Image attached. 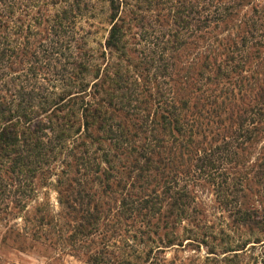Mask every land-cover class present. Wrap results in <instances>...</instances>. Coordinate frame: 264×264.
<instances>
[{"label": "rangeland", "instance_id": "rangeland-1", "mask_svg": "<svg viewBox=\"0 0 264 264\" xmlns=\"http://www.w3.org/2000/svg\"><path fill=\"white\" fill-rule=\"evenodd\" d=\"M117 1L119 16L130 25L126 57L138 66L139 81L152 89L159 83L165 90L171 78L166 77L164 65L173 62L175 90L187 98L189 107L197 103L202 90L208 91L197 89V73L201 66L222 59L218 42L238 43L245 29L238 28L239 21L251 16L252 7L264 8V0H249L251 4L236 11L230 21L215 30L210 25L207 33L196 29L192 14L189 31L180 34L183 47L171 53L165 50L172 46L165 43V35L180 31L173 25L175 12H183L184 19V11L199 9L201 0ZM19 2L20 10L10 20L23 23L20 43L25 37L36 46L47 37V26L37 24V13L46 17L65 11L84 50L95 56L105 51L110 0H57L55 8H51L55 0ZM260 30L235 58L231 85L222 84L235 95L221 117L223 126L210 125L203 138L195 137L199 152L194 148V155L178 151L175 156L165 155L174 160L142 176L130 169L131 157L113 159L111 172L99 160L100 173L87 177L78 175L70 157L62 153L28 187L8 190L11 194L0 207V264H264V112L244 115L249 139L240 138L230 157L217 155L216 170L197 168L204 148L223 144L229 115L235 120L259 105V93L264 91V29ZM34 33L40 35H30ZM62 53L65 58L52 64L56 71L47 72L51 81L66 63L69 53ZM151 61L161 69L143 71ZM187 71L190 85L183 78ZM237 80L240 83L233 84ZM87 82H93L92 75ZM235 130L236 125L231 132ZM103 170L110 178L105 179ZM169 185L171 192L165 189ZM175 193L181 197L177 201ZM75 197L78 202H73ZM175 201L177 207L172 206Z\"/></svg>", "mask_w": 264, "mask_h": 264}, {"label": "trees", "instance_id": "trees-1", "mask_svg": "<svg viewBox=\"0 0 264 264\" xmlns=\"http://www.w3.org/2000/svg\"><path fill=\"white\" fill-rule=\"evenodd\" d=\"M51 4V8L59 5L57 0ZM250 4L249 0H201L199 9L184 11V19L183 12H175L173 25L180 31L173 29L165 35V43L172 45L165 50L175 53L183 47L180 34L189 31L192 14L196 29L207 33L210 25L217 29ZM20 7L19 0H0V207L14 186L28 187L64 152L82 177L100 173L99 160L113 171L111 164L118 156L133 158L130 169L138 170L142 176L171 163L174 159L170 162L166 156H175V151L194 155V148L198 151L200 145L195 137L203 138L210 125L224 124L221 117L227 114L235 95L222 84L231 85L235 58L264 29V8L254 6L251 16L245 15L239 21L238 28L245 29L238 43L233 41L229 46L216 40L218 47H223L222 59L201 66L197 89L206 87L208 91L202 90L197 103L189 107L187 98H181L175 90L178 80H172L173 62L164 65L166 77L171 78L164 84L168 87L165 90L159 88V83L155 82L152 89L139 81L135 73L138 66H132L126 57L125 39L130 25L119 16L117 0H110L111 28L105 51L99 56L85 51L77 41L74 21L70 22L65 11L46 17L37 13V24H46L47 37H41L36 46L25 37L20 43L23 23L10 20ZM62 50L69 53L66 63L59 74H53L57 79L51 81L47 72L56 71L52 64L65 58ZM153 63L142 70L161 69ZM186 73L183 78L190 85L189 72ZM89 75L93 78L91 84L86 83ZM55 81V85L51 84ZM239 83L240 80L233 82ZM259 99L255 110L243 112L235 120L229 115L223 144L202 150L203 155L197 160L199 172L216 170L220 166L215 163L217 155L230 157L239 148L240 138L249 139L246 114L264 112V91L259 93ZM235 125L236 130L231 132ZM104 143L109 147L103 148ZM102 174L105 179L110 178L106 171ZM165 189L171 192L170 185ZM175 194L177 201L181 197ZM79 195L81 192L77 191ZM77 197L73 202H78ZM176 201L173 207L178 206Z\"/></svg>", "mask_w": 264, "mask_h": 264}]
</instances>
